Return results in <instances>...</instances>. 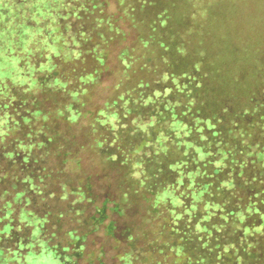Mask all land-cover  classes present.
<instances>
[{
    "label": "trees",
    "instance_id": "obj_1",
    "mask_svg": "<svg viewBox=\"0 0 264 264\" xmlns=\"http://www.w3.org/2000/svg\"><path fill=\"white\" fill-rule=\"evenodd\" d=\"M37 1L32 43L0 27L4 64L21 56L0 66V264L39 247L81 264L104 225L107 201L86 215L91 186L64 167L62 125L79 122L112 53L118 77L88 135L149 203L121 264H264V68L215 53L214 0H117L113 16L103 0Z\"/></svg>",
    "mask_w": 264,
    "mask_h": 264
},
{
    "label": "rangeland",
    "instance_id": "obj_2",
    "mask_svg": "<svg viewBox=\"0 0 264 264\" xmlns=\"http://www.w3.org/2000/svg\"><path fill=\"white\" fill-rule=\"evenodd\" d=\"M103 1L106 12L113 16L118 7L117 0ZM3 6H6L5 10ZM41 7L37 0H0V27L16 36L26 46L23 43H32L33 33H45L41 25L35 24L36 19L42 15ZM209 11V39L215 53H224L227 59L230 58L229 62L244 58L249 61L248 65L254 66L252 75L256 67L264 68V0H214ZM207 16L208 14L204 15L205 18ZM132 42L133 38H130L127 44L131 45ZM8 45H11L10 38L0 40L1 67L12 66L21 58L17 55L15 61L4 64L8 60L5 55H15V52L8 54L3 51ZM234 53L241 56L233 55ZM114 63L112 53L100 85L86 99L84 113L79 122L72 126L62 125L63 131L69 136L64 167L71 177L83 180L91 186L93 203L86 204V215L93 214L95 208L101 206L105 200L108 207L104 225L91 233L85 241V258L80 261L81 264H90V261L93 264H121L120 256L127 245L126 232L131 230L134 233L149 218L146 211L149 203L146 198L140 191L134 197L130 196L123 182V172L94 153L92 140L88 135L91 113L103 104L118 77L119 72ZM114 204L119 205V213L113 212ZM108 222L115 223L114 233L111 235L105 231ZM23 257V264H61L53 252L45 247L26 252Z\"/></svg>",
    "mask_w": 264,
    "mask_h": 264
}]
</instances>
